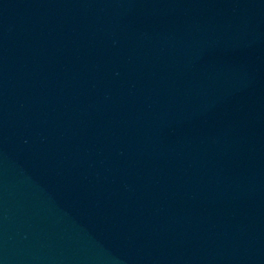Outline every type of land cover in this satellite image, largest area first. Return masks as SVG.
<instances>
[{
	"label": "water",
	"instance_id": "95a60500",
	"mask_svg": "<svg viewBox=\"0 0 264 264\" xmlns=\"http://www.w3.org/2000/svg\"><path fill=\"white\" fill-rule=\"evenodd\" d=\"M0 264H264V0H0Z\"/></svg>",
	"mask_w": 264,
	"mask_h": 264
}]
</instances>
